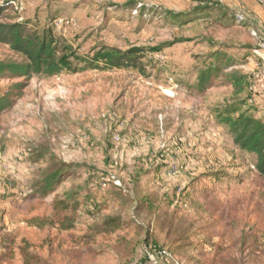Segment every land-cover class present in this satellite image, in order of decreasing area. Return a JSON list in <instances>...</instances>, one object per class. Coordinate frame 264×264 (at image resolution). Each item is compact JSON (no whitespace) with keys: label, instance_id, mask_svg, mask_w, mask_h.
<instances>
[{"label":"rangeland","instance_id":"obj_1","mask_svg":"<svg viewBox=\"0 0 264 264\" xmlns=\"http://www.w3.org/2000/svg\"><path fill=\"white\" fill-rule=\"evenodd\" d=\"M11 1L20 22L53 29L78 55L143 47L147 69L0 78L1 94L22 85L12 108L0 112V264H25L22 248L38 264H139L146 253V264H264V177L218 121V111L248 94L237 98L223 82L204 94L188 87L224 54L234 61L226 73L248 77V106L264 118V0H219L236 23L213 14L187 25L167 11L191 13L190 0ZM0 61L23 60L0 44ZM51 161L84 167L39 196L34 185ZM155 169L159 176L146 184L160 200L155 210L135 214L112 197ZM86 182L71 233L92 235L112 215L128 226L74 247L67 233L30 225L55 218L57 195Z\"/></svg>","mask_w":264,"mask_h":264},{"label":"trees","instance_id":"obj_2","mask_svg":"<svg viewBox=\"0 0 264 264\" xmlns=\"http://www.w3.org/2000/svg\"><path fill=\"white\" fill-rule=\"evenodd\" d=\"M190 1L196 4L195 10L191 13L167 11L174 23L187 25L200 20L201 17L215 16L213 14H217L216 18L220 21L226 20L231 24L237 21L236 17L229 13L228 8L219 0ZM17 14L11 0H0V44L8 46L23 60L20 63L0 61L1 79H28L34 74L41 73L53 77L64 71L78 74L88 68L135 70L142 74L146 72L147 49L143 47H132L126 51L106 47L94 55L81 56L65 39L58 37L53 29H38L28 21L20 22ZM194 15L195 19H191ZM214 59L213 63L199 72L196 84L188 87L194 93L204 94L211 87L223 82V84L232 87L233 94L237 98L248 94L244 99L226 105L224 109L218 111V121L227 129L233 145L239 151L255 157V170L264 177V118L253 114L252 108L248 106L252 100L248 77L238 72L226 73L225 70L232 68L234 61L228 59L224 54L218 53ZM81 64L83 67H79ZM21 89L22 85L16 84L6 93H0V112L12 108L16 97L21 95ZM83 167L80 164L51 161L50 165L41 171L39 180L34 185L35 194L46 197L56 193L68 176H75L78 169ZM88 172L97 174V170L93 167H88ZM159 174V169H155L152 173H145L144 176L135 180L133 188L124 189L125 193H118L112 197L122 200L125 205L132 204L131 208L135 214L148 210L153 211L157 208V203L160 200L158 196L155 197L147 191L146 184L149 178L155 181ZM219 174L223 173H218V175L215 173L213 176L218 178L221 176ZM88 185L89 182L72 184L66 192L57 195L54 200L52 207L55 218L37 217L30 221V225L38 229L52 227L67 233V238L74 247L91 245L96 237L115 234L128 226L129 221L122 215H112L105 217L100 223H96L92 227V235L76 238L71 233L75 229V215L80 211L81 198L87 192ZM145 245H148V241H145ZM48 246L52 252H56L57 249L54 247L53 241H49ZM21 250L25 264L39 263V258L30 255L28 248ZM159 252H161V248ZM61 254L68 253L62 251ZM148 261L149 254L146 253L139 264H146Z\"/></svg>","mask_w":264,"mask_h":264}]
</instances>
